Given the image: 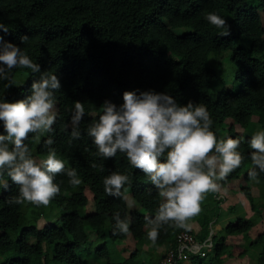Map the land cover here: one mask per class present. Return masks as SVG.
<instances>
[{
	"label": "trees",
	"instance_id": "obj_1",
	"mask_svg": "<svg viewBox=\"0 0 264 264\" xmlns=\"http://www.w3.org/2000/svg\"><path fill=\"white\" fill-rule=\"evenodd\" d=\"M208 13L224 18L230 34L219 35L222 29L206 20ZM0 23L9 28L7 33L0 29L3 40L40 65L39 73L19 66L6 69L8 79L0 78V102L26 99L42 73L55 74L61 87L54 93L53 131L30 133L24 144L37 163L51 148L65 164V172L54 178L60 192L47 207L10 203L19 197V185L7 168L0 170V264H159L165 252L142 248L176 249L183 231L202 246L196 252L184 250L186 257L176 251L175 264L185 258L189 264H226L238 239L243 240L238 257L251 256L254 264H264V227L257 226L264 219V172L252 163L250 147L256 127L264 131V0H0ZM226 52L232 69L229 83L222 76ZM126 91L138 96L166 93L179 106L206 105L217 139L241 141V165L218 183L222 191L241 190L252 213L238 211L211 231L225 196L208 193L202 211L188 221V230L170 222L159 229L153 244L146 217L157 214L158 189L130 164L126 153L118 151L108 159L98 155L87 134L104 102L119 107ZM77 102L85 109L78 125L72 120ZM74 128L78 138L71 135ZM0 134H6L2 121ZM49 138L50 146L45 143ZM71 169L79 185L69 182L66 172ZM252 169L258 172L256 179L249 176ZM112 172L129 176L119 198L104 189V179ZM241 178L246 183L237 185ZM252 181L260 187L258 196L251 192ZM90 197L93 209L87 211ZM237 208L231 205L229 212ZM115 213L130 220L127 234L114 232ZM251 232H256L254 238ZM127 241L132 250L113 262L116 251H126L117 246Z\"/></svg>",
	"mask_w": 264,
	"mask_h": 264
},
{
	"label": "clouds",
	"instance_id": "obj_2",
	"mask_svg": "<svg viewBox=\"0 0 264 264\" xmlns=\"http://www.w3.org/2000/svg\"><path fill=\"white\" fill-rule=\"evenodd\" d=\"M205 18L217 29H222L219 35L230 34L227 22L221 16L208 13ZM0 29L4 33L9 31L2 23ZM21 39L25 41L27 37ZM17 66L31 69L32 73L40 72L39 64L0 36V78L8 79L6 69ZM60 87L55 74L42 73L33 82L32 93L26 99L0 102V121L6 133L0 134V170L7 168L12 182L19 185V197L10 203L27 201L47 207L60 192L54 178L65 172L64 162L49 148L46 159L37 163L24 144L30 133L53 131L54 93ZM123 101L119 107L105 101L98 122L88 127L87 134L97 146L98 155L108 159L115 157L118 151L126 153L130 164L142 170L158 189L161 203L157 214L154 219L146 217L152 226L147 233L148 239L155 244L163 225L171 222L177 228H190L188 221L202 211L206 194L219 192L218 181L226 180L241 165L243 156L237 151L241 141L233 138L218 140L211 130L213 120L204 104L188 102L186 106H179L172 96L152 91L139 96L126 91ZM84 115L83 104L77 102L73 123L78 125ZM71 135L78 138L80 132L74 128ZM45 143L50 146L53 140L49 138ZM9 144L13 145L11 150ZM250 147L254 150L252 163L264 172V131L251 136ZM66 174L72 185L81 183L75 169ZM249 176L256 179L258 172L252 169ZM126 183H129L128 175L112 172L104 179L105 192L119 198ZM240 191L237 189L232 194ZM114 219V232L127 234L130 220L121 219L119 213L114 214Z\"/></svg>",
	"mask_w": 264,
	"mask_h": 264
},
{
	"label": "rangeland",
	"instance_id": "obj_3",
	"mask_svg": "<svg viewBox=\"0 0 264 264\" xmlns=\"http://www.w3.org/2000/svg\"><path fill=\"white\" fill-rule=\"evenodd\" d=\"M222 60L224 61V70L222 73L223 79L226 83H229L230 80L232 79V69L230 67L231 63L228 60V52L225 53V56H222ZM53 114H56V108L54 106V108L52 109ZM257 127H256V131L257 132ZM256 181V180H254ZM258 182V181H256ZM237 183H241V184H245L246 182L241 178V180H239ZM236 183V184H237ZM252 193L254 196H258L260 194V187L255 184V182L252 181ZM232 187L230 188H225L222 191V188L220 187V191L216 192L215 195L217 197L219 196H225L224 200H222V202L220 203V218L218 219L217 224H214V227L211 231H215L216 229H218L220 226L224 225L227 221V218L230 217L229 219L235 218V214L239 211V212H243L246 215L251 214V210H250V206H249V202L247 200V198L245 197L244 193L240 192H236L235 193H231ZM235 194V195H234ZM90 195V194H89ZM126 198H128V204L130 206V208H132V206L134 205V202L130 199L129 197V193L126 194ZM231 205H235V207H238L237 210L232 213L229 212V209L231 207ZM93 209V201L91 199V197L89 198V202L87 204L86 210L90 211ZM258 229L261 230L264 227V219L262 220V222L258 223ZM256 232H251L249 233V235H251L252 238H254ZM238 244L237 246L233 247V249L231 250V252L234 254L233 257H225V261L226 264H254V258H251V256H245L244 258L238 257L237 254L240 250V248L242 247V239H238L237 240ZM125 247V252H119L116 251V253H114L113 255V262H118L120 260H122L124 257H126L129 252L132 250L133 248V244L131 241H127L122 243V245H118L117 248H121V247ZM144 252H150L153 251L156 254L159 253H164L166 250H164L163 247H158L156 249L152 248V246H146L142 248ZM189 260L185 258V261L182 264H189Z\"/></svg>",
	"mask_w": 264,
	"mask_h": 264
},
{
	"label": "built area",
	"instance_id": "obj_4",
	"mask_svg": "<svg viewBox=\"0 0 264 264\" xmlns=\"http://www.w3.org/2000/svg\"><path fill=\"white\" fill-rule=\"evenodd\" d=\"M177 248H169L165 251L159 264H175V252L178 251L179 256L186 257L184 250L193 252L199 251L201 245L193 239V237L186 231L180 232L177 236ZM210 245V244H209Z\"/></svg>",
	"mask_w": 264,
	"mask_h": 264
},
{
	"label": "crops",
	"instance_id": "obj_5",
	"mask_svg": "<svg viewBox=\"0 0 264 264\" xmlns=\"http://www.w3.org/2000/svg\"><path fill=\"white\" fill-rule=\"evenodd\" d=\"M220 227H221V226H220ZM220 227H219V228H220ZM219 228H218V229H219Z\"/></svg>",
	"mask_w": 264,
	"mask_h": 264
}]
</instances>
